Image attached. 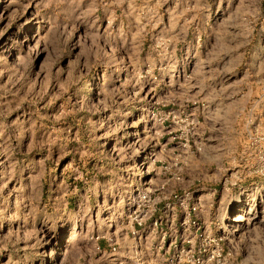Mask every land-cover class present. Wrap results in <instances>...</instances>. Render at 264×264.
<instances>
[{
    "label": "rangeland",
    "instance_id": "374dc122",
    "mask_svg": "<svg viewBox=\"0 0 264 264\" xmlns=\"http://www.w3.org/2000/svg\"><path fill=\"white\" fill-rule=\"evenodd\" d=\"M156 110L193 126L168 141ZM186 135L175 187L215 188L234 257L264 264V0H0V264H131L132 238L90 237L118 229L141 151Z\"/></svg>",
    "mask_w": 264,
    "mask_h": 264
},
{
    "label": "built area",
    "instance_id": "2783aa9c",
    "mask_svg": "<svg viewBox=\"0 0 264 264\" xmlns=\"http://www.w3.org/2000/svg\"><path fill=\"white\" fill-rule=\"evenodd\" d=\"M198 40L196 44L200 46ZM188 49L187 45L185 57H193L195 51L189 55ZM167 71L170 74L166 76L177 88L184 86L189 78L182 67L173 66ZM139 79L145 95L152 103L157 102L156 85L161 77L147 71ZM171 113L151 111L146 124L150 130L154 129L155 134H171L168 141L173 142L177 137L181 138L173 133L175 127L189 131L194 120L188 119L191 113H184V118L172 115L170 119ZM167 143L158 150L148 149L145 153L142 150L138 155L134 166L140 172H136L135 182L129 190L119 227L115 232L93 233L90 239L94 243V252H106L99 243L101 239L108 247L106 253L115 254L122 245L120 240L132 238L134 243L126 248L129 250L126 254H131L128 258L131 264H240L230 246L232 238L225 231L230 229L227 222L211 211L216 206L217 190L197 194L195 190L179 192L175 187V183L181 180L179 163H188L192 156L188 136L169 146ZM195 148L199 150L196 145ZM209 224L214 226L215 232ZM121 263L123 259H120Z\"/></svg>",
    "mask_w": 264,
    "mask_h": 264
},
{
    "label": "crops",
    "instance_id": "0c3cea01",
    "mask_svg": "<svg viewBox=\"0 0 264 264\" xmlns=\"http://www.w3.org/2000/svg\"><path fill=\"white\" fill-rule=\"evenodd\" d=\"M133 167V166H132ZM132 167H130V168H132ZM125 176H126V181H125V186H126V188L125 189H128L129 188V190L131 189V187L133 186V184H134V177H135V173H134V167H133V169L130 171V172H126L125 173ZM225 185V184H224ZM220 190H225L226 191V198H231V194H230V192L228 191L229 190V187H227V186H222L221 187V189ZM178 191L179 192H181L182 191V189H179L178 188ZM217 193H218V191H217ZM228 196V197H227ZM225 198V199H226ZM231 202H232V199H229ZM229 200H227L226 201V204H225V207L227 208L228 207V202H229ZM220 204H224L223 203V201H222V199H220V200H217L216 201V206L214 207H212L211 208V211H214L215 213H216V215H217V217L218 218H220L221 220L222 219H224V214H225V212L226 211H224V212H222L221 210H222V207H221V209L219 208V206H220ZM232 204V203H231ZM225 208V209H226ZM176 209V208H175ZM211 227H212V231L213 232H215L216 230H215V228H214V226L212 225V224H209ZM99 243H100V245L105 249V251L107 252L108 251V247H107V245H106V243H105V240L104 239H101L100 241H99Z\"/></svg>",
    "mask_w": 264,
    "mask_h": 264
},
{
    "label": "bare ground",
    "instance_id": "6f19581e",
    "mask_svg": "<svg viewBox=\"0 0 264 264\" xmlns=\"http://www.w3.org/2000/svg\"><path fill=\"white\" fill-rule=\"evenodd\" d=\"M251 211V210H250ZM241 216L240 214H237L235 217H233L232 219L235 221H241Z\"/></svg>",
    "mask_w": 264,
    "mask_h": 264
}]
</instances>
